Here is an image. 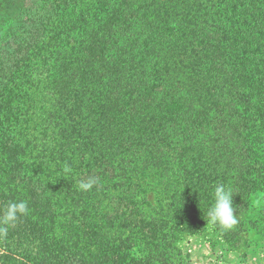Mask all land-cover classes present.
<instances>
[{
	"label": "trees",
	"instance_id": "obj_1",
	"mask_svg": "<svg viewBox=\"0 0 264 264\" xmlns=\"http://www.w3.org/2000/svg\"><path fill=\"white\" fill-rule=\"evenodd\" d=\"M232 4L0 0V217L29 208L0 222V264H184L186 233L264 234V0Z\"/></svg>",
	"mask_w": 264,
	"mask_h": 264
},
{
	"label": "clouds",
	"instance_id": "obj_2",
	"mask_svg": "<svg viewBox=\"0 0 264 264\" xmlns=\"http://www.w3.org/2000/svg\"><path fill=\"white\" fill-rule=\"evenodd\" d=\"M97 183L95 178H88L79 182L81 191H89ZM234 192L232 188L224 183H217L211 192L212 203L207 209L206 215L208 220L221 229L227 231L232 229L237 223L236 209L233 205ZM29 211L26 201H12L6 206L0 222L5 225L14 224L18 218L27 214ZM7 229H0V232H6Z\"/></svg>",
	"mask_w": 264,
	"mask_h": 264
},
{
	"label": "rangeland",
	"instance_id": "obj_3",
	"mask_svg": "<svg viewBox=\"0 0 264 264\" xmlns=\"http://www.w3.org/2000/svg\"><path fill=\"white\" fill-rule=\"evenodd\" d=\"M232 6V0H227ZM224 4V2H222ZM248 5L246 6L247 9ZM232 7L228 6L225 10L230 11ZM245 7H242V11H244ZM243 13L245 16H249V19L252 18L251 13H255V11L251 8L249 11L247 10ZM238 11H230L228 16L230 17L226 18L225 20H232V17L237 13ZM244 32H239L238 38L239 42H234L232 44L233 47L237 46L240 47L241 42L243 41V38L248 36L246 34V26L243 25L242 27ZM235 53V51H233ZM242 81L243 76H241ZM253 88V86H252ZM256 89L258 94H261L262 88H254ZM159 199V198H158ZM157 202V201H156ZM262 203H264V198H262L261 195H257L255 199V207L260 208L262 207ZM200 247H199V245ZM202 246V247H201ZM212 248L214 250H217V253L211 254L209 253L210 249ZM182 249H183V256H184V264H189V262H193V264H200V263H205V264H219L221 262L220 257H224L227 254V251H229V246L221 243L218 241V238L216 237L215 234H212L211 231H204L201 232L197 235H192L190 233L185 234L184 242L182 244ZM231 250V249H230ZM187 251V252H186ZM215 255V256H212ZM216 257V258H214ZM204 258V259H203ZM207 259V260H206ZM216 259V260H214ZM236 264V262H234Z\"/></svg>",
	"mask_w": 264,
	"mask_h": 264
},
{
	"label": "crops",
	"instance_id": "obj_4",
	"mask_svg": "<svg viewBox=\"0 0 264 264\" xmlns=\"http://www.w3.org/2000/svg\"><path fill=\"white\" fill-rule=\"evenodd\" d=\"M258 215L259 214L254 213L250 216V219H257ZM209 249H210L209 253L218 254L217 250H214L212 248H209ZM212 256H215V255H212ZM220 259H221V262H219V264H234V262H236V264H264V234L252 233L250 245L248 248L243 249V250L241 249H237V250L231 249L230 250L229 248V251H227V254L224 257H220ZM189 264H193V262H189ZM200 264H205V263L202 262Z\"/></svg>",
	"mask_w": 264,
	"mask_h": 264
}]
</instances>
